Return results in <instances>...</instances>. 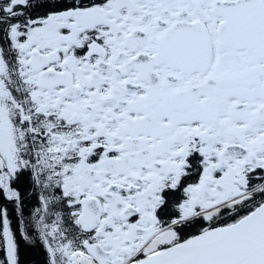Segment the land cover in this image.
<instances>
[{"label": "snow or ice", "instance_id": "obj_1", "mask_svg": "<svg viewBox=\"0 0 264 264\" xmlns=\"http://www.w3.org/2000/svg\"><path fill=\"white\" fill-rule=\"evenodd\" d=\"M0 264H264V0H0Z\"/></svg>", "mask_w": 264, "mask_h": 264}]
</instances>
